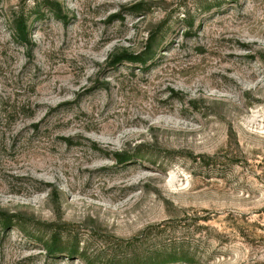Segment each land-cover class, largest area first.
<instances>
[{
  "label": "rangeland",
  "instance_id": "374dc122",
  "mask_svg": "<svg viewBox=\"0 0 264 264\" xmlns=\"http://www.w3.org/2000/svg\"><path fill=\"white\" fill-rule=\"evenodd\" d=\"M0 210V264H264V0H0Z\"/></svg>",
  "mask_w": 264,
  "mask_h": 264
},
{
  "label": "trees",
  "instance_id": "16d2710c",
  "mask_svg": "<svg viewBox=\"0 0 264 264\" xmlns=\"http://www.w3.org/2000/svg\"><path fill=\"white\" fill-rule=\"evenodd\" d=\"M22 22L18 23L17 26V31L21 32L22 31V27L21 26ZM149 46V42L147 47ZM146 52V51H145ZM139 61V62H145V58L142 57H138L137 54H129V53H120V54H116L113 55L111 58L112 62H117V61ZM125 155L122 153H116L115 155V159H117V161H124L125 160ZM23 223L22 219L20 217H17L15 214L12 213H7L5 211H1L0 210V228L5 230L7 229L8 226L11 225H19ZM45 229L46 230H50V233L48 235L47 239H43V247L46 253L48 254H52L55 251H62L65 250L67 255H71V253L75 250L73 249L71 246L70 247H62V241H61V236L60 233L57 232L53 227H50V224H46L45 225ZM160 254L156 253V257H158ZM166 255H172L171 253H166ZM154 256V259H156ZM153 258V257H152ZM172 257H167V259H159L156 261H149V259H142L140 261H136L134 264H165L167 262H169V260ZM108 264H115V263H108Z\"/></svg>",
  "mask_w": 264,
  "mask_h": 264
}]
</instances>
